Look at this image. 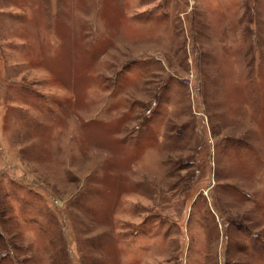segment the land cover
<instances>
[{"label": "rangeland", "instance_id": "1", "mask_svg": "<svg viewBox=\"0 0 264 264\" xmlns=\"http://www.w3.org/2000/svg\"><path fill=\"white\" fill-rule=\"evenodd\" d=\"M0 264H264V0H0Z\"/></svg>", "mask_w": 264, "mask_h": 264}]
</instances>
